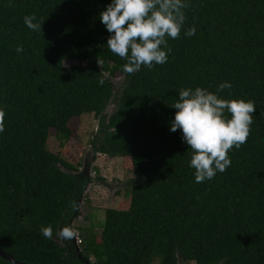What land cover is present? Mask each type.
<instances>
[{
  "label": "trees",
  "instance_id": "16d2710c",
  "mask_svg": "<svg viewBox=\"0 0 264 264\" xmlns=\"http://www.w3.org/2000/svg\"><path fill=\"white\" fill-rule=\"evenodd\" d=\"M185 2L168 62L128 74L100 20L112 0H0V247L17 261L84 264L55 238L93 179L69 173L80 168L48 140L52 130L73 138L71 122L94 115L96 156L121 157L138 176L126 183L128 210L108 209L100 232L80 229L79 255L91 264H264V0ZM33 14L40 32L24 23ZM222 82L232 87L217 93ZM197 87L256 108L247 142L229 151L231 166L202 183L182 131L170 130L179 90Z\"/></svg>",
  "mask_w": 264,
  "mask_h": 264
},
{
  "label": "clouds",
  "instance_id": "9594fccd",
  "mask_svg": "<svg viewBox=\"0 0 264 264\" xmlns=\"http://www.w3.org/2000/svg\"><path fill=\"white\" fill-rule=\"evenodd\" d=\"M185 0H112L100 13V20L110 35L107 48L127 62L123 71L135 74L142 66L152 69L168 62L171 49L168 38L178 39L186 22ZM25 25L34 32L42 31V24L35 14L24 17ZM193 26L185 35H195ZM167 51H166V50ZM23 45L16 48L22 53ZM103 85L104 81H99ZM232 85L222 82L217 93L230 89ZM171 122V132L181 130L183 141L193 152L190 167L195 169V180L202 183L212 180L217 172L223 173L231 166L229 151L239 149L251 133L256 112L252 100H226L216 93L197 87L195 90L181 88ZM227 114L231 115L229 119ZM6 112L0 109V133L5 131ZM75 210L76 206L73 203ZM46 239H53L51 226L42 227ZM57 236L64 240L76 237L73 227L65 226Z\"/></svg>",
  "mask_w": 264,
  "mask_h": 264
},
{
  "label": "rangeland",
  "instance_id": "374dc122",
  "mask_svg": "<svg viewBox=\"0 0 264 264\" xmlns=\"http://www.w3.org/2000/svg\"><path fill=\"white\" fill-rule=\"evenodd\" d=\"M76 64L75 61L66 63L67 66ZM119 79H122V76L119 75L117 80ZM120 84V82H116V85L120 86ZM71 127L74 137L69 140L61 139L56 135L55 130H52L48 148L51 152L59 154L66 162L82 169L90 142L98 130V120L94 115H84L80 119H74L71 122ZM95 160V164L92 166V177L96 184L86 194L84 201L80 202L75 226L82 229L93 228V231L100 232V224L104 223L108 209L128 210L130 208V190L126 183L137 177L138 174L132 172L130 163L124 165V160L121 157L110 158L105 154H98ZM100 177L104 178L106 184L99 182ZM78 233L76 231L75 240L77 244L81 245ZM153 264H158V260Z\"/></svg>",
  "mask_w": 264,
  "mask_h": 264
},
{
  "label": "water",
  "instance_id": "95a60500",
  "mask_svg": "<svg viewBox=\"0 0 264 264\" xmlns=\"http://www.w3.org/2000/svg\"><path fill=\"white\" fill-rule=\"evenodd\" d=\"M123 80H124V77H122V79H119V80L115 79L114 83H116V82L122 83ZM116 108H117L116 105L109 104L107 106L104 114L111 116L115 112L114 110ZM98 128H99V125H98ZM95 157H96V153L94 151V147L90 143L89 149L87 150L86 155H85L83 168L80 169V171L78 173L73 172V171L69 172V173H71L74 176L83 175V176H87L88 179H91V178L93 179V177H92V166L95 164V161H96ZM63 170L66 171L64 168H63ZM94 184H96L94 179L92 181L88 182V184L86 186L85 194L81 198L80 202L84 201L86 194L91 190V188ZM80 202H79V205H80ZM80 251L81 250L79 249L78 252H80ZM0 257L3 258L4 260H7L8 262H10V264H29V263H22V262L17 261L12 254L5 252L1 247H0ZM79 259H81L84 264H91V262L89 260L84 259L81 255L79 256ZM33 264H37V263H33Z\"/></svg>",
  "mask_w": 264,
  "mask_h": 264
},
{
  "label": "flooded vegetation",
  "instance_id": "af4514ba",
  "mask_svg": "<svg viewBox=\"0 0 264 264\" xmlns=\"http://www.w3.org/2000/svg\"><path fill=\"white\" fill-rule=\"evenodd\" d=\"M78 215H79V207L77 209L76 216H74V218H72L69 221L68 226L73 227L75 229V231L79 232L78 233V236H80L81 235V232H80V229L81 228H78V226L77 227L75 226V221L78 219ZM75 239H76V237L73 238V239H71V240H64V239H62L60 237L55 238V240L57 241V243H59L61 247L65 248L68 253H70V254H77L78 257H79L80 255H79L78 250L79 249L81 250V246L76 243V240Z\"/></svg>",
  "mask_w": 264,
  "mask_h": 264
}]
</instances>
